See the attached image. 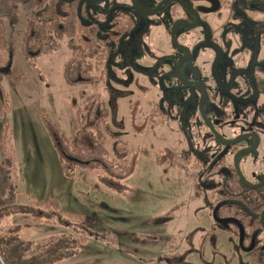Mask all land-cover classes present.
Here are the masks:
<instances>
[{
	"label": "rangeland",
	"instance_id": "rangeland-1",
	"mask_svg": "<svg viewBox=\"0 0 264 264\" xmlns=\"http://www.w3.org/2000/svg\"><path fill=\"white\" fill-rule=\"evenodd\" d=\"M111 1L118 5L108 2L100 12L115 13L120 4H126L123 9L131 4L130 0ZM139 1L149 8L160 0ZM214 1L209 0V6ZM246 1L242 7L237 0L236 6L243 11L227 10L228 16L222 18L216 10L202 8V28L179 27L176 32L178 41L194 49L192 64L184 73L191 77L199 69L210 81L208 117L222 121L217 129L227 138L248 130L264 131V56L256 65L259 88L253 102L234 104L235 97L248 99L249 90L244 77L231 76L239 68L235 64L245 53L252 57L256 46L261 56L264 53V11L253 7L254 0ZM181 7L170 2L165 11L142 16L138 29H146L142 48L126 42L125 51L115 59L113 75L97 86L83 73L84 51L74 55L69 38L57 46L53 34L43 36L39 28L29 26L24 13L17 21L5 20L11 48L0 50V69L10 67L20 75L26 73L28 79L19 80L15 87L3 80L12 111L0 115V156H4L7 118L17 166L13 177L20 194L17 206L2 210L0 224L11 231L13 241L23 242L20 235L27 240L33 253L45 250L31 258L34 264L45 258L50 264H256L234 237L228 239L227 250L225 229L215 219L212 225L207 216L214 206L211 196L221 182L220 173L210 167L222 148L210 136L196 99L187 102L191 90L173 75L180 53L169 32L173 20L189 17ZM244 45L252 48L242 51ZM164 55L175 60L159 62ZM214 79L222 86L215 87ZM159 101L163 111L155 109ZM183 105H188L187 111L182 112ZM217 109L237 110L239 115L218 117ZM182 118L192 134L193 149L182 131ZM52 127L61 129L68 140L65 144ZM231 155L227 152L229 161ZM96 158L101 162L96 163ZM253 163L261 174L264 170L259 160L245 157L241 167L249 179ZM130 167L135 169L125 178L106 177L111 188L100 180L112 172L124 174ZM50 196L59 199L61 210L32 208L33 200ZM65 211L76 212L80 218H70ZM36 214L43 219L36 221ZM0 259L5 264L1 255ZM12 264H18L16 257Z\"/></svg>",
	"mask_w": 264,
	"mask_h": 264
},
{
	"label": "trees",
	"instance_id": "trees-1",
	"mask_svg": "<svg viewBox=\"0 0 264 264\" xmlns=\"http://www.w3.org/2000/svg\"><path fill=\"white\" fill-rule=\"evenodd\" d=\"M255 2L264 7V0H255ZM97 5H99L98 0H0V50L8 51L11 48V41L6 36L5 20L17 21L19 15L24 13L23 15L27 17L29 26L39 28L43 36L53 34L57 46H61L60 40L69 38L70 43L73 44L74 55H77L80 50L84 51V58L86 59L83 64V73L85 76L92 77L90 80L87 79L89 83L97 85L105 81L108 76H111L116 57L125 51L121 47V42L125 34L135 24L131 19L125 22L127 24L119 23L120 21L115 15L110 24L106 20L102 22L107 14L106 12H99L101 8L98 9ZM81 45H83L82 48ZM26 79H28L26 73L20 75L11 68L8 72L0 69L1 116H5L12 111L9 92L4 89L3 80L6 81L8 87H15L19 80ZM157 107L159 108L157 110H163L159 105ZM3 126L1 150H3L4 156H0V213L2 210L17 206L20 194L13 177V171L16 170L17 166L12 157L15 151L10 138L13 134L10 120L6 118ZM52 129L61 144L68 141L63 136L61 129L60 131L56 127H52ZM182 130L190 139L189 132L185 129ZM164 153L163 155H165ZM105 167H107L106 164ZM134 169L130 167L129 172L127 171L124 174L112 172L100 176V180L111 188L113 185L106 177L123 175L121 177L125 178ZM237 176L236 172L231 171L222 177L223 181L218 192L213 193L211 196L215 200L212 215L221 227L233 235V239H237L239 248L249 250L253 262L264 264V228L261 225V212L264 210V188L258 190L245 189ZM32 208L59 211L62 205L57 197L50 196L47 199L33 200ZM26 211L29 212V210H23V212ZM65 214L70 218H80L76 212L65 211ZM41 215L36 214L33 216L36 221H41L43 219ZM14 239L15 237L11 231L4 229L0 224V255L5 264H12L14 257L18 260V264H34L31 258L36 256L35 254L40 253L41 255L45 251L40 249V252L35 251L33 253L30 248L32 245L27 246L29 243L21 235L20 239L23 242L13 241ZM3 251L6 252L5 255ZM50 261L45 258L37 264H50ZM0 264H3L2 261H0Z\"/></svg>",
	"mask_w": 264,
	"mask_h": 264
},
{
	"label": "flooded vegetation",
	"instance_id": "flooded-vegetation-1",
	"mask_svg": "<svg viewBox=\"0 0 264 264\" xmlns=\"http://www.w3.org/2000/svg\"><path fill=\"white\" fill-rule=\"evenodd\" d=\"M89 1H92V0H89ZM98 1H99V5L96 6L98 9L107 7L108 6V4H107L108 2H110L111 5H113V6L118 5L117 3H114L111 0H98ZM240 1L242 2V5H241L242 7H243V5L248 4L246 0H240ZM206 2H208V0H206ZM226 2L227 3L222 2V0H215L214 1V5L211 6L212 7V10L213 9L216 10L219 7L220 8H223L222 6L229 4V5H227L228 8H226L225 11L223 10L222 13L220 12V13L217 14L221 18L224 17V16H226V17L228 16V11L227 10H231V11H234L235 12L236 9H238V8L241 9L239 6H236L237 5V0H235L233 2V6H232V2H231V4L228 3V2H230V0H226ZM169 3H167L165 5V7L162 8L163 9L162 12L166 10L165 8L168 7ZM102 4H104V5H102ZM191 4H193V2ZM120 5H119V10H117V12H115V13H113L110 9L109 10H106L107 11L106 12L107 17L104 18L102 20V22H104L106 20L107 23L110 24V22H112V20H113V16L114 15H115L116 18L119 19L118 20V21H120L119 23H125L126 21H129V19L133 20L135 22V24H134L133 28L127 34H125L124 39L121 42V47L126 46V42L127 43L129 42V44L132 43V44L137 45V47H141L142 48V45L143 44L140 42V40H142V35L145 36L146 29L144 27L143 30H142V32L138 31V29H139V25H140L139 21L141 22L142 21V16H145V15H142L137 10H135V8L132 6V3L130 5H128L127 9H126V7H125V9L122 8V7L126 6V4H120ZM219 5H222V6H219ZM252 5H253V7L255 9H259V10H263L264 11V7L261 6V5L256 4L255 0H254V3ZM149 8L153 9V8H155V5H153V6L151 5V6H149ZM181 8H183V6ZM194 8H195V6H194ZM183 9L185 11H187L188 14H189V17H187V19H189L191 21H194L195 18L193 16V14L190 11L186 10L185 8H183ZM241 10L243 11V9H241ZM198 11H199L200 15L204 16L203 15V12L204 11L202 9L201 10H198ZM216 12H219V11H216ZM207 13H211V12L208 11ZM126 16H128L129 18L127 19ZM241 17H245V15L242 14ZM181 18H186V17H181ZM241 20H242V18H241ZM247 20H245L243 24H245V22ZM248 21H251V20H248ZM125 24H127V23H125ZM203 24H204V21L202 20L201 24L198 27H201L202 28L204 26ZM262 25H263V28H264V22H263ZM251 26H253L252 28L255 27L254 26V23L252 21H251ZM179 27H186L187 30L192 29V28H189L188 29V27L186 26V24L180 25ZM198 27H195V28H198ZM139 30H141V29H139ZM170 31H171V29H170ZM207 31H208L207 29L204 31L205 32V36H206L205 39H208V37H207L208 32ZM170 36H171V33H170ZM177 39H178V36H177ZM171 41H172V38H171ZM178 42H180V41H178ZM180 43H182L183 45H186V43H183V42H180ZM172 45H174L175 49L180 53V55L176 58V64H177V61H178L179 57L183 56L185 52H184V50L178 49L175 46V44H174L173 41H172ZM186 46H188L190 48V50H191V56H189L190 58L188 60H186L182 64V67L180 68V70H181L183 76L186 79L192 80L195 83H193V84H186V83L180 81V79H178V77L175 74V70H174L175 68L173 69L174 70L173 75H174L175 79L177 80V82L181 83V85L186 86V87L189 88V90H191V93L188 96V99H186V100L188 102L190 100L196 99L195 101L198 103L197 106H198V111H199V113L201 115V118L203 116L201 114V109H200V98L202 96V92L203 91H202L201 85L198 84L197 82L202 81V82L205 83L207 92H206V99H205V105H204V107H205V112H206V115H207L206 117H208L209 116V114H208V112H209L208 106L209 105H207V104L209 102V93L208 92L210 90V81H208L206 78L204 79V77H202V74L200 73L199 69H197V68H194V69H197L198 73L194 70V73H193V75L191 77H188L187 75H185V73H184L185 68H187L188 66H190L192 64V61H193L192 55H194V49H193V47H190L189 45H186ZM143 48L146 49L147 47L143 46ZM250 48H252L250 45L249 46L244 45L242 47V51L244 49L245 50L246 49L249 50ZM260 53L261 52L259 51L258 46H256L254 49L252 48V57H251L250 54L245 53L247 56L244 54L243 58H240V60H238L239 63L235 64L236 65L235 67H239V68L233 70L231 76H233L234 73H235V77H237V76L244 77V78H242L244 80V86L246 88H248L249 90H247L248 91V94H247V98L248 99H243V98L238 99L237 97H235L234 98V104L238 103L239 100H242V102H246V101H248V102H251L252 101L253 102V100L255 98V92L259 88L258 85H257V80L255 79V77H256L255 74L257 73V70H258V68L256 67V65H257V63L259 61V58L264 56V53H263L262 56H261ZM223 55H224V52H223V54L220 55L221 56L220 57L221 59H222ZM174 57L175 56L164 55V57L159 58L158 61L162 63L164 60H168V59L175 60ZM175 67H176V65H175ZM112 75H113V72L111 73V76ZM108 77H110V76H108ZM106 79L103 82H106L107 83V80ZM233 79H235V78H233ZM213 81H214L215 87L216 86L217 87L222 86V84L219 85V82H217L218 80L214 79ZM97 85H95V86H97ZM196 92L199 93V96H198V94ZM174 102H175V100H173V96L171 95V103H172V105L174 104ZM185 103H186V101H185ZM190 103L191 102H189L188 105H190ZM157 105H159L160 107L163 106V104H162L161 101H159ZM157 105L155 106V109H159L157 107ZM188 105H183L184 107L182 108V112L183 111H187ZM236 106H237V104H236ZM162 109L164 110V107H162ZM163 110H161V111H163ZM217 111H219L218 113L220 114V116H218V117H221V116L228 117V116H231V113H234L235 114L234 116H238L239 115V114H237V110H227V111L226 110H223V111H221V109H217ZM208 119H209V122H207L204 118H202L203 122L206 124V126H208V130H210V136L215 140V142L217 143L218 147L222 148L220 150V153H219L220 154V156H219L220 158L213 165H211V167H210V170L211 171L215 170L217 173H220L221 182L218 185V189H219V187H220V185H221V183L223 181V178L222 177H224L225 175L229 174L231 171L236 172L238 174L237 177H239L240 181H241V177H240V173H241L242 176H243V178H244V180H245V182L247 184L253 185V186L258 185L257 188H249V187L245 186L244 183L241 181V183L243 184V186L245 187V189L258 190L260 188H264V170H263V172L261 174L260 172L257 171V168H256L255 164L254 163L251 164L250 167L252 169L250 171V174H251L252 179H249L248 177H246V173H244V171H242V167H241L242 166L241 164H242L243 159L245 157H247V156H251L252 159H253V161L259 160L261 162L260 164L264 165V131L258 132L256 130H248V131H244L242 133H239V134L233 136L232 138H227V137H225L217 129L219 127V125L222 123V121L220 119H217V120L212 121L210 119V117H208ZM181 123H182V129L187 130L188 129V127H187V121L184 120V118H182ZM212 127L214 128V131L211 129ZM187 131L189 132V134L191 136L190 139L187 137L186 133L184 131L183 132H184V134H185V136L187 138V143L189 144V147L191 149H193L194 148V141H193V138H192V134H191V132L189 130H187ZM215 132L224 141H232V140H235L236 138H238V137H240L242 135H247V134H249V135L247 137H244V139L242 138V139L237 140L235 142H232L230 144H226L224 142L219 141L220 139L218 138V136H217V134ZM245 140H249L250 141L249 144H247L245 146H242V147H238L237 146L239 143H241V142H243ZM253 146H254V148L253 149H250ZM244 149H247V150L244 151V152H242V154L239 156V158H238V164H237V165H239V168H237L236 165H235L236 164V156H237L238 152H240L241 150H244ZM227 152H231L232 153V155H231L232 156V160L231 161H229L230 159L227 157ZM211 185L215 186L217 184L211 183ZM209 186H210V184H209ZM217 192H218V190H216L215 193H217ZM211 199H212V197H211ZM212 200H213V203H214L215 200L214 199H212ZM212 214H213V210H212ZM261 216H262V212H261ZM213 217H214V215H213ZM263 228H264V226H263ZM232 237H233V235H232Z\"/></svg>",
	"mask_w": 264,
	"mask_h": 264
},
{
	"label": "water",
	"instance_id": "water-1",
	"mask_svg": "<svg viewBox=\"0 0 264 264\" xmlns=\"http://www.w3.org/2000/svg\"><path fill=\"white\" fill-rule=\"evenodd\" d=\"M84 1H89V0H84ZM169 2H177L178 4H180L181 6H183V8H185L188 11H190L193 14L194 18H195L194 21H191V20H189L187 18H178V20L177 19L174 20V23H173V25L171 27V31H170L171 38H172V41L174 42L175 46L178 49L184 50V52H185L184 55L181 56V57H179V59L177 61L176 67L174 69L175 70V74L178 77V79H180V81H182V82H184L186 84H193L195 82L192 81V80L186 79L183 76V74H182V72L180 70V68L182 67V64L186 60H188L190 58L189 56H191V50H190V48L188 46L183 45L182 43L178 42L177 33L176 32H177L179 26L180 25H183V24H186V26L188 28L198 27L201 24V22H202V20H201L202 18H201V15H200L199 11L196 8H194L193 4H191L190 2L185 1V0H160L156 4L155 8H153V9H151V8H149V9L148 8H145L144 6H142L140 4L139 0H131L132 6L135 8V10H137L140 14L145 15V16H153V15H156L157 13L161 12L163 10L162 8L165 7V5L167 3H169ZM2 70L4 72H8L10 70V67L3 68ZM197 83L201 85V88H202V91H203L202 92V96L200 98V109H201V114L203 116L202 118H204L207 122H209L208 117H206L207 115H206L205 107H204V105H205V99H206V92H207L206 85L202 81H199ZM211 129L214 131V128L213 127ZM248 135L249 134L242 135V136H240V137H238V138H236L235 140H232V141H224L217 134L218 138L220 139L219 141L224 142L226 144H230V143L235 142L237 140H240L242 138L244 139V137H247ZM253 148H254V146L251 147L250 149H253ZM246 150L247 149H244V150H241L240 152H238V154L236 156V164H235L237 168H239V165H237L238 164V158L242 154V152H244ZM67 158L69 160H74V161H77L79 163H84V161L81 160V159H79L78 157H73V156L67 155ZM240 177H241V181L244 183L245 186H247L249 188H257L258 187V185L253 186V185L247 184L245 182V180H244V178H243V176H242L241 173H240ZM261 221H262V225L264 226V211L262 212Z\"/></svg>",
	"mask_w": 264,
	"mask_h": 264
},
{
	"label": "crops",
	"instance_id": "crops-1",
	"mask_svg": "<svg viewBox=\"0 0 264 264\" xmlns=\"http://www.w3.org/2000/svg\"><path fill=\"white\" fill-rule=\"evenodd\" d=\"M235 1V0H234ZM233 1V2H234ZM193 2V5L195 6V8H197L198 10H201L202 8H206V9H212V7L211 6H209V0H208V2H206V0H193L192 1ZM233 2H232V6H233ZM219 6H222V5H219ZM218 6V7H219ZM225 6L226 5H224V6H222L223 8H218V9H216V11H219L218 13H222V11L224 10L225 11ZM221 9V10H220ZM97 159V158H96ZM100 162V159H97L96 160V163H98V162ZM197 211H201V209L200 210H197ZM207 216H209L210 218H211V222H212V225H213V220H214V218H213V216L211 215V212L209 211V215L207 214ZM206 219V216H204V220ZM155 225V228H159V225H158V222H155L154 223ZM202 226V225H201ZM205 226V225H204ZM198 228H200V229H204V228H201V227H198ZM197 229V228H196ZM223 233H224V238H223V240H225V241H227V250H229V248H228V246H229V242H228V239H229V241H231V239L230 238H232V235L228 232V231H226V230H223ZM222 238V237H221ZM226 250V251H227ZM228 252V251H227Z\"/></svg>",
	"mask_w": 264,
	"mask_h": 264
}]
</instances>
